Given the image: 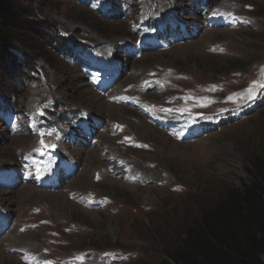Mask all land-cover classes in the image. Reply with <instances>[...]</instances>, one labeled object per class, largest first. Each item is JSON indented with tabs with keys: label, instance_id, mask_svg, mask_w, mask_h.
Here are the masks:
<instances>
[{
	"label": "rangeland",
	"instance_id": "1",
	"mask_svg": "<svg viewBox=\"0 0 264 264\" xmlns=\"http://www.w3.org/2000/svg\"><path fill=\"white\" fill-rule=\"evenodd\" d=\"M16 1L32 25L22 60L39 70L4 86L15 108L0 116V264H156L264 162V0ZM109 8L117 18L99 14ZM146 15L167 23L168 46L139 44ZM52 30L85 41L83 59L47 48Z\"/></svg>",
	"mask_w": 264,
	"mask_h": 264
},
{
	"label": "trees",
	"instance_id": "2",
	"mask_svg": "<svg viewBox=\"0 0 264 264\" xmlns=\"http://www.w3.org/2000/svg\"><path fill=\"white\" fill-rule=\"evenodd\" d=\"M71 1L79 6H88L87 0ZM123 1L128 0H119L120 3ZM109 14V19L119 15ZM29 17V11L20 8L16 0H0V58L11 64L9 69L0 67L3 75H0L1 114L13 110V106L6 103H11L4 89L6 83L19 84L25 81L24 77L30 84L37 80L39 69L22 60L24 49L21 45L29 32L25 30L32 27ZM40 34L46 40L47 36L53 40L46 46L56 50L59 57L69 52L71 42L75 46L83 42L55 30ZM24 47L27 48L26 45ZM15 74L19 76L15 77ZM251 168V184L243 185L241 189H228L214 205L202 209L176 236L172 247L158 248L157 252L161 254H157L156 264H264V162L256 159ZM114 260L116 262L118 258Z\"/></svg>",
	"mask_w": 264,
	"mask_h": 264
},
{
	"label": "bare ground",
	"instance_id": "3",
	"mask_svg": "<svg viewBox=\"0 0 264 264\" xmlns=\"http://www.w3.org/2000/svg\"><path fill=\"white\" fill-rule=\"evenodd\" d=\"M108 108H109L110 110L113 109L112 106H108ZM22 195H23L24 197H28L29 199L35 197L34 191H33L31 188H25V189L22 191ZM37 199H38V198H37ZM39 200H40V199H39ZM36 201H38V200H36ZM59 202L61 203L62 200L60 199Z\"/></svg>",
	"mask_w": 264,
	"mask_h": 264
},
{
	"label": "snow or ice",
	"instance_id": "4",
	"mask_svg": "<svg viewBox=\"0 0 264 264\" xmlns=\"http://www.w3.org/2000/svg\"><path fill=\"white\" fill-rule=\"evenodd\" d=\"M259 87L264 88V85H260Z\"/></svg>",
	"mask_w": 264,
	"mask_h": 264
}]
</instances>
